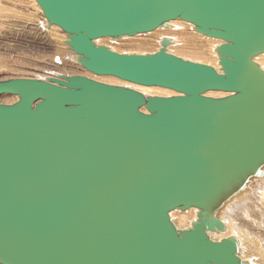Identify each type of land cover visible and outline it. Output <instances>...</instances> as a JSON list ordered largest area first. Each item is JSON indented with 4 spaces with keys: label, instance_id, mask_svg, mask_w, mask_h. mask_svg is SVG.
Returning <instances> with one entry per match:
<instances>
[{
    "label": "water",
    "instance_id": "95a60500",
    "mask_svg": "<svg viewBox=\"0 0 264 264\" xmlns=\"http://www.w3.org/2000/svg\"><path fill=\"white\" fill-rule=\"evenodd\" d=\"M88 75L0 80L1 264H246L228 206L264 178V0H36ZM181 19L220 68L97 43ZM211 90L230 92L224 96ZM146 108L143 110L142 108ZM197 207L180 228L174 209Z\"/></svg>",
    "mask_w": 264,
    "mask_h": 264
},
{
    "label": "rangeland",
    "instance_id": "374dc122",
    "mask_svg": "<svg viewBox=\"0 0 264 264\" xmlns=\"http://www.w3.org/2000/svg\"><path fill=\"white\" fill-rule=\"evenodd\" d=\"M193 26L176 23L173 27L158 28L136 36L126 35L119 40L99 38L97 43L119 52L146 53L156 51L160 47L161 37L170 35L175 42L169 46L171 52L186 59L212 64L218 42L211 41ZM47 27V19L36 0H0V80L93 74L75 60V51L65 42L66 32L56 25ZM13 98L14 94L4 93L0 95V102L11 103ZM263 182L257 184L254 192H248L253 199L234 210L228 219V222H236L237 236L242 246L240 250L252 264H264ZM178 217L176 213L174 221Z\"/></svg>",
    "mask_w": 264,
    "mask_h": 264
},
{
    "label": "bare ground",
    "instance_id": "6f19581e",
    "mask_svg": "<svg viewBox=\"0 0 264 264\" xmlns=\"http://www.w3.org/2000/svg\"><path fill=\"white\" fill-rule=\"evenodd\" d=\"M37 2V1H36ZM39 5V4H38ZM188 22V21H187ZM185 20H181V19H175V20H171L169 22V25L168 26H161V27H158V28H167V27H173L176 23H179V24H184V25H189V26H193L194 24L191 23H187ZM53 26V25H52ZM58 26V25H56ZM51 26L47 27V28H50ZM156 28V29H158ZM194 28V26H193ZM155 29V30H156ZM153 31V30H152ZM151 32V31H150ZM149 33V32H147ZM142 34H145V33H142ZM137 35H140V34H137ZM125 36V35H124ZM124 36L122 38H124ZM136 36V35H134ZM166 36V35H164ZM167 36H170V35H167ZM67 37V35H66ZM163 37V36H162ZM161 37V38H162ZM171 37V36H170ZM211 41H216L218 42V45L221 44L223 42L222 39H219V38H215V37H210V36H207ZM102 38H108V37H102ZM110 38V37H109ZM68 39V38H67ZM66 39V40H67ZM101 39V38H100ZM121 39V38H120ZM172 39L174 40V38L172 37ZM99 40V39H98ZM97 40V41H98ZM116 40V39H115ZM119 40V39H117ZM161 40V39H160ZM66 42V41H65ZM175 43V42H174ZM173 43V44H174ZM160 44V43H159ZM172 44V45H173ZM69 46V45H68ZM161 46V44H160ZM217 46V45H216ZM215 46V47H216ZM160 48V47H159ZM158 48V49H159ZM157 49V50H158ZM169 49V47H168ZM171 52V50H169ZM214 51H215V48H214ZM153 52V51H152ZM216 52V51H215ZM138 53V52H136ZM173 53V52H172ZM214 59L212 58V65H214L216 68H220V65H219V58H218V55H217V52H216V55L213 56ZM209 61V60H208ZM256 61H259V63L262 65V67H264V53L256 56ZM92 73V72H91ZM84 75V74H82ZM88 76L98 80V81H102V82H105V83H112V84H121V85H125V86H129V87H133L135 89H138L142 92H144L145 94L147 95H175V94H179V92L173 90V89H170V88H167V87H164V86H158V85H143V84H139V83H134V82H131V81H128V80H124V79H120L118 80L117 78H113L114 75H98V74H90L88 73L87 74ZM116 77V76H114ZM152 91V92H151ZM230 92H227V91H220V90H211V91H208L206 94L208 95H213V96H224V95H227L229 94ZM18 100V95H15L14 94V98L12 99V102H16ZM143 110H146V108H142ZM264 180H259L256 182V186L251 185L250 186V192H254V188H256L258 185L259 182H263ZM263 186H264V182H263ZM249 192V191H248ZM249 192V193H250ZM249 193H246L245 195H243L242 197H239L238 199H236L235 201H233L229 206L228 208H226V210L224 211V214L222 216V219L224 220V222L227 224V230L225 231H221L220 233H214L213 236L215 239H220L221 237H225V236H228V235H238L237 234V230H236V227L237 225L236 222H228V219L230 218L229 215L232 214V212L234 210H236L237 208H239L241 205H243L244 203L250 201L253 199V196H251ZM263 193V192H261ZM250 195V196H249ZM197 211H198V208L197 207H191L189 209H186V210H180V209H174L171 211V217L174 221V215L176 213L179 214V217H178V220L177 218L175 219L174 222H176L179 226L180 225H184L183 227H180V228H186V227H189L191 225V222L196 219L197 217ZM262 217V216H261ZM259 221V220H258ZM181 223V224H180ZM176 224V225H177ZM238 237V236H237ZM240 239V238H239ZM240 247L242 248L241 246V240H240ZM240 255L241 257L246 260V264H252L251 262L247 261V259H245V255L242 253V249L240 250Z\"/></svg>",
    "mask_w": 264,
    "mask_h": 264
}]
</instances>
